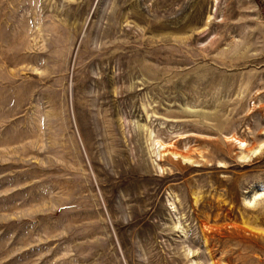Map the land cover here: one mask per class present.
Segmentation results:
<instances>
[{
  "label": "rangeland",
  "instance_id": "rangeland-1",
  "mask_svg": "<svg viewBox=\"0 0 264 264\" xmlns=\"http://www.w3.org/2000/svg\"><path fill=\"white\" fill-rule=\"evenodd\" d=\"M0 264H264V0H0Z\"/></svg>",
  "mask_w": 264,
  "mask_h": 264
}]
</instances>
